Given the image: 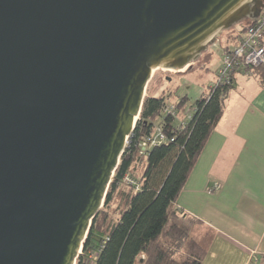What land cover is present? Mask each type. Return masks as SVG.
I'll use <instances>...</instances> for the list:
<instances>
[{"label": "water", "instance_id": "water-1", "mask_svg": "<svg viewBox=\"0 0 264 264\" xmlns=\"http://www.w3.org/2000/svg\"><path fill=\"white\" fill-rule=\"evenodd\" d=\"M263 6L0 0V264H75L154 69L185 72Z\"/></svg>", "mask_w": 264, "mask_h": 264}, {"label": "trees", "instance_id": "trees-1", "mask_svg": "<svg viewBox=\"0 0 264 264\" xmlns=\"http://www.w3.org/2000/svg\"><path fill=\"white\" fill-rule=\"evenodd\" d=\"M252 72L264 82V64ZM233 79L230 84L207 86L192 103L187 102V96L173 99V92L167 88L144 98L130 136V149L120 156L103 206L91 220L75 264H89L85 253L105 236L108 239L93 264H202L205 248L188 233L180 220L187 215L173 203L223 113ZM165 97H171L180 112L190 105L194 108L184 127L177 128L174 118L161 115ZM160 123H164L169 141L145 157L139 156L133 148L135 141ZM126 174L140 182L138 191L122 182ZM248 264H264V254Z\"/></svg>", "mask_w": 264, "mask_h": 264}, {"label": "crops", "instance_id": "crops-1", "mask_svg": "<svg viewBox=\"0 0 264 264\" xmlns=\"http://www.w3.org/2000/svg\"><path fill=\"white\" fill-rule=\"evenodd\" d=\"M236 30L226 47L238 43ZM233 78L223 113L173 203L205 248L202 264H248L264 254V82L252 71ZM207 86H196L194 97ZM188 92L179 95L193 100Z\"/></svg>", "mask_w": 264, "mask_h": 264}, {"label": "built area", "instance_id": "built-area-1", "mask_svg": "<svg viewBox=\"0 0 264 264\" xmlns=\"http://www.w3.org/2000/svg\"><path fill=\"white\" fill-rule=\"evenodd\" d=\"M262 64H264L263 8L260 14L256 18L251 19L244 30L240 32L238 43L224 48L222 64L218 68L216 80L212 84H230L235 72L239 70L251 72L252 69ZM193 110L194 108L190 105L187 106L184 111L180 112V108L177 106L176 102L171 97H165L161 115L174 118L176 127L181 128L190 120ZM130 136L131 135H128L125 139L122 153L125 149H130ZM167 141H169V138L164 132V123L153 124L148 133L138 137L133 148L139 156L145 157L151 149ZM122 182L131 186L135 192L141 187L140 182L130 174H126ZM107 239L108 237L105 236L96 248L90 249L85 253V259L89 264H93L97 254L101 251ZM79 254H82V246L79 248L77 256Z\"/></svg>", "mask_w": 264, "mask_h": 264}, {"label": "rangeland", "instance_id": "rangeland-1", "mask_svg": "<svg viewBox=\"0 0 264 264\" xmlns=\"http://www.w3.org/2000/svg\"><path fill=\"white\" fill-rule=\"evenodd\" d=\"M248 22H250L248 18L242 19L239 23H236L233 26L221 31L216 36L215 41L209 44L196 60L192 61L183 69L186 72L175 73L172 70L165 68L154 69L152 76L146 86L144 98L149 94L152 96L159 95L160 92H162L166 88L167 90L173 92L174 95L172 94V97L175 100L180 98L179 93H181L184 88L189 90L188 97L193 98L195 95L194 93L196 86L201 87V84L207 86L211 83H214L217 77L216 73L214 75V71L216 67L218 68L222 64L223 50L229 43L228 37L231 38L232 35L238 31L236 29H240L242 32L244 30V28L242 29V26L247 24ZM195 97L193 98V100L188 99L187 102L189 103L190 101H194L198 98ZM102 206L100 208H102ZM115 206L116 203H113L112 207L114 208ZM120 206L121 204L118 202L117 207ZM113 213L115 214V211ZM180 220H182L181 223L186 226V221L189 219L182 218ZM257 259L258 258H254V260Z\"/></svg>", "mask_w": 264, "mask_h": 264}, {"label": "bare ground", "instance_id": "bare-ground-1", "mask_svg": "<svg viewBox=\"0 0 264 264\" xmlns=\"http://www.w3.org/2000/svg\"><path fill=\"white\" fill-rule=\"evenodd\" d=\"M251 20V19H250ZM184 69V68H183ZM170 70H172V69H170ZM130 135H131V133H130ZM128 137V136H127Z\"/></svg>", "mask_w": 264, "mask_h": 264}]
</instances>
